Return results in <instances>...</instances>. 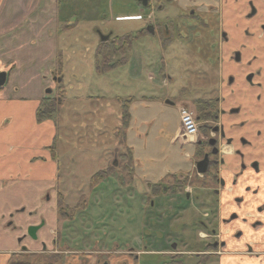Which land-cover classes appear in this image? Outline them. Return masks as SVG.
<instances>
[{
	"label": "flooded vegetation",
	"instance_id": "obj_1",
	"mask_svg": "<svg viewBox=\"0 0 264 264\" xmlns=\"http://www.w3.org/2000/svg\"><path fill=\"white\" fill-rule=\"evenodd\" d=\"M146 7L147 21L133 34L135 40L147 35L156 40L159 58L165 60L158 70L165 90L155 101L177 110L179 131L170 141L182 138L187 148L184 159H178L181 164L151 185L160 208L155 223L163 246L148 253L168 256L164 264H183L184 255L196 256V264H264V0H147ZM111 34L105 39L102 35L99 43L110 40ZM177 50L186 66L176 64L181 72L176 69L173 74L169 70L176 67L165 55L182 62L175 57ZM53 76L54 84L61 85L62 72ZM47 90L50 94L51 88ZM183 112L196 122L193 136L181 130ZM95 185L90 181V189ZM49 198L46 192L40 205ZM64 198L59 191L55 195L57 214L62 213ZM182 200L201 210L197 236L206 242L199 249L191 250L185 242L181 248L168 231L163 232L164 223L185 218ZM84 201H78L73 212ZM14 213L0 214V241L13 242L17 228H25L21 238L37 240L44 219L40 217L38 225L22 220L18 226ZM57 223L60 226V216ZM56 234L59 237L58 229ZM17 247L0 252L7 256L6 264L54 253L46 246L38 253L26 245ZM96 253V264H109L108 252ZM134 253L143 252L128 251Z\"/></svg>",
	"mask_w": 264,
	"mask_h": 264
},
{
	"label": "rangeland",
	"instance_id": "obj_2",
	"mask_svg": "<svg viewBox=\"0 0 264 264\" xmlns=\"http://www.w3.org/2000/svg\"><path fill=\"white\" fill-rule=\"evenodd\" d=\"M71 1L72 7L75 4H86L87 1L88 4L90 1V5L86 6L88 12L85 15L72 16L73 19H77L76 25L63 32L58 39L62 85L65 89L62 104L59 109L56 108L58 113L53 119L58 131L57 150L60 152L58 185L65 196L62 213L57 214L61 219L60 226H57L59 246L84 251L116 250L115 257L122 260L121 264L167 263L168 256L148 253L163 246V238L155 223L156 217L160 215V208H156V199L151 192V185L155 182H149L148 186L144 181L130 183L124 180L123 171L120 170L125 160L123 155L117 156L119 167L112 166L117 146L115 140L117 136L120 138L121 134L120 115L123 113V106L128 104L126 101L140 95L162 97L165 90L161 87V77L158 75V70L165 60L162 62L159 58L154 38L147 35L134 40L126 50L123 48L124 51H120L124 42L121 36L133 33L143 26L149 10L139 7L138 0ZM66 4L65 2L64 5ZM137 9L141 11L137 12ZM64 16L67 15H60V22L68 19ZM109 33H112L108 46L111 48L106 52L101 46L107 44L101 42L100 46L99 41L102 35ZM105 53L109 54L108 64L111 68L98 73L96 61L98 60L97 64L100 63ZM165 56L175 67L179 63L186 66L179 50L175 51V57L178 56L182 62L178 58ZM176 69L177 67L172 68L169 72L175 74ZM190 84L192 82L188 86ZM60 88L61 85L52 86L51 93L46 96L58 97ZM163 113L164 121L160 126L153 127L150 139L153 143L161 145L156 155L170 156L173 162L182 160L187 150L186 146H183L184 140L180 138L177 143L170 141L172 132L168 129V122L171 115L166 110ZM133 134L137 135V132L134 131ZM160 161L162 163L163 158H160ZM108 165L111 166L109 171L114 172L98 181L94 189H90L92 176L106 169ZM83 199L85 204L73 212V206L78 201L82 203ZM182 204L187 209L185 218L172 219L169 224L164 223L163 232L165 235L169 232V235L179 242L181 248L187 245L191 250L199 249L206 242L197 236L201 210L192 206L189 208L184 200ZM23 206L25 204L18 205L10 212L14 213V210H19ZM64 211H68V214L64 215ZM32 212L33 210L28 208L23 212H15L13 216L16 225L19 226L22 220L30 219ZM34 217L37 216H33L32 220ZM39 230L44 240H33L30 236L21 238L26 232L25 228L15 229L13 231L15 240L8 244L0 241V252H14L19 245H26L29 251H32L30 247L36 246L37 244H34L36 242L41 248L43 246L54 248L57 240L52 236L48 238L47 226ZM19 239L21 243L18 242ZM182 242L186 245L183 246ZM131 249L136 253L139 251L143 253L138 255L134 253L132 256L128 254ZM84 255L86 258L87 254ZM6 257L0 255V264H6ZM85 258L81 264H85ZM182 261L183 264H196L197 257L184 255ZM208 264L217 263L210 261Z\"/></svg>",
	"mask_w": 264,
	"mask_h": 264
},
{
	"label": "crops",
	"instance_id": "obj_3",
	"mask_svg": "<svg viewBox=\"0 0 264 264\" xmlns=\"http://www.w3.org/2000/svg\"><path fill=\"white\" fill-rule=\"evenodd\" d=\"M63 1L67 4L64 5ZM137 2L139 7H148ZM71 4V0H0V72L6 73V81L0 87V214H7L12 208L25 204L26 208L33 210L30 223L36 224L42 217L45 221L43 227L47 226L46 235L57 240L54 248L45 249L62 254L63 264H81L84 254H87L86 264H96V252H108L109 264H121L122 260L115 257L116 250L63 248L59 246L56 234L55 195L61 192L57 177L60 164L56 144L58 131L53 120L38 121L36 112L47 95V89L55 86L53 75L62 68L58 53L59 36L76 25L77 19L72 16L88 12L86 6L90 1L82 5L79 2L80 5L73 7ZM139 11L141 9H137ZM61 14L67 15L64 17L68 19L60 22ZM68 21L75 22L71 28L63 30L62 26ZM155 99L141 95L128 99L120 115L121 134L115 140L117 146L112 166L119 167L114 166V161L123 155L125 160L120 170L123 179L130 183L144 181L149 186V182H158L181 164L178 160L171 161L170 156L156 155L161 145L150 139L153 127L164 121L165 110L171 115L168 129L172 135H177L179 129L177 110ZM134 131L137 135L133 134ZM160 158H163L162 163ZM110 167L108 165L106 169ZM113 172L109 171L107 176ZM46 192L50 198L40 205ZM33 216L37 217L32 220ZM36 234L37 241L44 240L40 230ZM34 244L37 245L30 250L38 253L41 245Z\"/></svg>",
	"mask_w": 264,
	"mask_h": 264
},
{
	"label": "trees",
	"instance_id": "obj_4",
	"mask_svg": "<svg viewBox=\"0 0 264 264\" xmlns=\"http://www.w3.org/2000/svg\"><path fill=\"white\" fill-rule=\"evenodd\" d=\"M70 21H68L65 25L62 26L63 30H67L69 28H71L74 24V22L71 24L69 23ZM123 37V44L120 47V51L123 50V48L126 50V48H128L131 44V42H133L135 40L134 34L133 33H128L126 35L121 36ZM110 41V40H109ZM107 45L103 44L101 46L102 43H100L101 49L102 47L104 48L103 50H105L106 52H108V50L111 48L108 47L111 43L110 42H104ZM99 51V50H98ZM124 51V50H123ZM104 59L100 60V63L97 64L98 60L96 61V67L98 66L99 68H96V71L98 73H103L106 72L107 69L111 68V65H109V54L105 53ZM65 89L63 87V85L61 84V88H60V95H58V97H45L41 100L40 105L37 109L36 112V119L38 121L41 120H45V119H54V115H56V113H58V109L60 107V105L62 104V94H64ZM56 108H58L56 110ZM124 157V156H123ZM109 169H104V170H100L98 171L96 174H94L91 178V182L93 185L97 184L98 181L102 180L103 178H105L109 171ZM62 202V201H61ZM62 205H64V201L62 203ZM62 208V206H61ZM60 208V209H61ZM63 262V255L61 254H55V253H44L41 255H30V257L28 259H18L16 261L11 262L10 264H62Z\"/></svg>",
	"mask_w": 264,
	"mask_h": 264
},
{
	"label": "built area",
	"instance_id": "obj_5",
	"mask_svg": "<svg viewBox=\"0 0 264 264\" xmlns=\"http://www.w3.org/2000/svg\"><path fill=\"white\" fill-rule=\"evenodd\" d=\"M180 127L184 135L193 136L196 131V122L192 115L183 112L180 117Z\"/></svg>",
	"mask_w": 264,
	"mask_h": 264
},
{
	"label": "water",
	"instance_id": "obj_6",
	"mask_svg": "<svg viewBox=\"0 0 264 264\" xmlns=\"http://www.w3.org/2000/svg\"><path fill=\"white\" fill-rule=\"evenodd\" d=\"M141 1L143 6H146L147 4V0H138ZM107 38V36H103L102 39ZM6 81V73L5 72H0V87L5 83ZM47 92H50V90H47ZM35 229V227H31L30 229V234L33 236V230Z\"/></svg>",
	"mask_w": 264,
	"mask_h": 264
}]
</instances>
